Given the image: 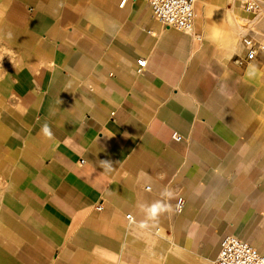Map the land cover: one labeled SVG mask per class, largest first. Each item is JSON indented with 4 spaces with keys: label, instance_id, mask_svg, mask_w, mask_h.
Wrapping results in <instances>:
<instances>
[{
    "label": "crops",
    "instance_id": "0c3cea01",
    "mask_svg": "<svg viewBox=\"0 0 264 264\" xmlns=\"http://www.w3.org/2000/svg\"><path fill=\"white\" fill-rule=\"evenodd\" d=\"M197 1L198 41L149 0H0V264H215L224 234L264 250V58L239 59L233 105L192 88Z\"/></svg>",
    "mask_w": 264,
    "mask_h": 264
},
{
    "label": "rangeland",
    "instance_id": "374dc122",
    "mask_svg": "<svg viewBox=\"0 0 264 264\" xmlns=\"http://www.w3.org/2000/svg\"><path fill=\"white\" fill-rule=\"evenodd\" d=\"M211 1V5L219 11L218 18L221 20L222 17L226 33L222 34L223 26L216 38L209 33V37L204 39V45L196 50L189 64L187 77L190 78L192 88L206 91L208 97L219 104L233 105L235 98L231 89L239 70V59L242 60L247 53L245 40L264 45V0ZM247 1L253 3L251 9ZM236 7L240 9L236 10ZM225 8L230 9L227 16H231L232 22H226L227 16L222 13ZM258 56L264 58V53L260 50Z\"/></svg>",
    "mask_w": 264,
    "mask_h": 264
},
{
    "label": "built area",
    "instance_id": "2783aa9c",
    "mask_svg": "<svg viewBox=\"0 0 264 264\" xmlns=\"http://www.w3.org/2000/svg\"><path fill=\"white\" fill-rule=\"evenodd\" d=\"M126 0H122L124 4ZM152 13L163 26L173 27L180 31L194 32L197 16V0H149ZM248 8L253 7L251 1H247ZM249 39L245 40L248 46L246 59H255L261 50L264 53L263 44H253ZM147 64V59H138V71L142 72ZM178 139L181 136L177 137ZM185 206L182 196L177 197L176 211L180 213ZM131 217L130 215L128 216ZM215 264H264V250L251 244L235 234H224L220 240V249Z\"/></svg>",
    "mask_w": 264,
    "mask_h": 264
},
{
    "label": "bare ground",
    "instance_id": "6f19581e",
    "mask_svg": "<svg viewBox=\"0 0 264 264\" xmlns=\"http://www.w3.org/2000/svg\"><path fill=\"white\" fill-rule=\"evenodd\" d=\"M206 5L207 6H205L206 7V18L208 19V21L210 22V25H209V28H210V34L213 36V37H217V35L219 34V31H220V29H221V24H222V21L220 20V18H218V13H219V11H218V9H217V7L215 6V7H213L212 5H211V3H206ZM238 9H240V8H238V7H236V10H238ZM229 12V11H228ZM198 16H199V13H198ZM203 16H205V13H204V15ZM205 18V17H204ZM196 20H197V16H196ZM196 20H195V26H196ZM228 20H229V22H232V18H231V16L230 15H228ZM207 21V22H208ZM208 22V23H209ZM203 24H204V22H203ZM200 26V25H199ZM208 26V25H207ZM204 31V30H203ZM183 32H185V31H183ZM185 33H188V34H190V35H192V36H194L193 38H195L196 39V41H198V36H196V31H195V29H194V32H185ZM229 56V55H228Z\"/></svg>",
    "mask_w": 264,
    "mask_h": 264
},
{
    "label": "clouds",
    "instance_id": "9594fccd",
    "mask_svg": "<svg viewBox=\"0 0 264 264\" xmlns=\"http://www.w3.org/2000/svg\"><path fill=\"white\" fill-rule=\"evenodd\" d=\"M43 132L46 134V135H51V133H50V130H49V128H48V126L47 125H45L44 127H43Z\"/></svg>",
    "mask_w": 264,
    "mask_h": 264
}]
</instances>
